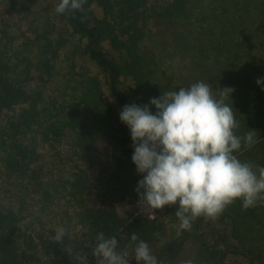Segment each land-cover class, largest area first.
<instances>
[{"label":"rangeland","instance_id":"rangeland-1","mask_svg":"<svg viewBox=\"0 0 264 264\" xmlns=\"http://www.w3.org/2000/svg\"><path fill=\"white\" fill-rule=\"evenodd\" d=\"M60 2L0 0V31L7 30L19 41L49 31L53 41H61L51 78L41 81L42 73L37 69L33 86H44L48 100H55L57 105L70 108L80 103L79 122L94 131L86 148L78 153L75 134L65 135L61 143L54 144L37 138L46 183L56 185L59 177L68 176L69 169L78 165L87 172L89 185L98 189V197L114 207L121 218L153 223L152 240L145 242L154 256L166 255L172 264H197L202 241L223 249L225 264H264V204L244 210L236 201L215 219L201 216L204 224L199 229L193 224L191 232L180 229L174 215L176 206L153 214L141 209L136 188L143 177L124 163L114 140L118 106L107 94L99 68L83 54L84 40L72 35L56 12ZM172 2L149 0L148 9L153 7L161 14ZM93 11L101 16L100 9L93 7ZM145 33L138 48L144 78L139 83L133 76H124V85L138 105H149L155 114L152 98L200 81L208 82L214 90L232 89L233 111L240 124L237 135L251 129L257 138L253 147H244L236 155L242 162L264 166V90L257 85L258 79H264V0H185L171 17L150 19ZM227 103L232 104L230 97ZM16 182L1 179L0 204L15 208L23 201L25 229L30 224L32 231L42 229L40 222L57 228L69 220L75 228L65 239L84 240L75 216L77 209L55 190L47 200L42 193L21 190ZM43 203L50 210L47 213L40 209ZM134 248L135 244L118 247V251H128L129 260L136 263ZM78 258L79 264H89L92 258L98 264L93 249L79 251Z\"/></svg>","mask_w":264,"mask_h":264},{"label":"trees","instance_id":"trees-1","mask_svg":"<svg viewBox=\"0 0 264 264\" xmlns=\"http://www.w3.org/2000/svg\"><path fill=\"white\" fill-rule=\"evenodd\" d=\"M148 1L86 0L80 10L61 14L71 34L84 40L83 54L99 68L107 94L118 106L114 140L124 163L132 170H137L132 161L133 141L119 114L125 105L138 103L135 95L127 91L124 76L142 82L145 74L138 48L149 20L156 16L171 17L185 2L173 0L159 14L153 7L148 9L151 8ZM93 7L100 9L101 16L94 13ZM50 34L48 31L44 36L19 41L7 30L0 31V181L4 178L19 181L16 183L21 190L42 193L47 200L55 190L57 196L77 209L75 216L85 238L82 241L64 238L57 242L52 240L56 229L63 227L67 234L75 228L69 220L57 228H47L46 223L40 222L42 229L32 231V224L29 229L24 228L23 201L15 208L0 204V264H77L79 251L94 249L101 232L106 237L115 236L118 247L124 248L135 244L131 241L133 233L143 241L152 240L154 234L152 222L125 220L114 207L104 204L98 197V189L89 185L87 172L78 165L69 169L68 176L59 177L56 185L46 183L43 167L39 165L38 137L54 144L61 143L65 135L75 134L78 153L94 136L93 130L85 129L79 122L80 103L70 108L57 105L55 100H48L44 86H33L37 69L42 73L41 81L51 78L61 50V41H53ZM40 209L42 213L50 211L44 203ZM194 224L195 228H201L203 217ZM156 257L160 264H172L166 255ZM197 259V264H225L226 252L202 241ZM89 264H97L95 258Z\"/></svg>","mask_w":264,"mask_h":264},{"label":"clouds","instance_id":"clouds-1","mask_svg":"<svg viewBox=\"0 0 264 264\" xmlns=\"http://www.w3.org/2000/svg\"><path fill=\"white\" fill-rule=\"evenodd\" d=\"M86 0H61L56 12L80 10ZM257 85L264 90V79ZM232 89L208 82L168 91L150 105H125L119 118L133 141L132 161L143 178L136 192L149 214L176 206L179 227L191 232L201 216L215 219L239 201L244 210L264 204V166L242 162L236 153L257 142L254 130L237 135ZM230 97L232 104L227 103ZM63 227L52 240L62 242ZM93 254L98 264H130L128 251H118L115 236L99 233ZM136 264H160L147 242L131 235ZM79 264V258H78ZM191 264V262H189Z\"/></svg>","mask_w":264,"mask_h":264}]
</instances>
